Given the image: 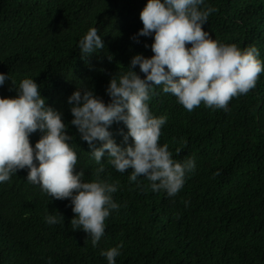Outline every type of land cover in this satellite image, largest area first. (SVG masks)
Masks as SVG:
<instances>
[{"label":"trees","instance_id":"16d2710c","mask_svg":"<svg viewBox=\"0 0 264 264\" xmlns=\"http://www.w3.org/2000/svg\"><path fill=\"white\" fill-rule=\"evenodd\" d=\"M146 3L0 0V73L16 88L25 78L35 80L46 105L62 113L74 137L69 143L78 157L75 171H84L85 182L94 179L98 165L70 123L68 97L88 87L108 103L110 78L127 72L134 55H153L152 37L131 39L143 27L139 14ZM204 4L216 9L203 25L213 39L241 50L255 46L264 62V0ZM92 27L105 47L82 59L78 44ZM134 71L144 77L138 66ZM11 79L0 86V97L17 95ZM148 104L154 116L167 117L161 146L168 144L174 160H195L178 194L153 192L143 177L129 182L132 169L117 172L106 152L101 179L119 181L112 195L120 208L106 218L105 234L94 248L83 230L71 229L70 200L50 198L27 182L26 169L19 170L0 183V264H107L101 250L121 243L116 264H264V72L247 94L232 98L227 112L203 103L189 112L162 86L154 87ZM121 129L127 132L114 122L109 131L123 147ZM40 136L30 135L33 147ZM49 214H62L64 221L49 225L44 219Z\"/></svg>","mask_w":264,"mask_h":264},{"label":"clouds","instance_id":"9594fccd","mask_svg":"<svg viewBox=\"0 0 264 264\" xmlns=\"http://www.w3.org/2000/svg\"><path fill=\"white\" fill-rule=\"evenodd\" d=\"M214 11L204 0H147L139 14L143 27L131 39L139 43V37H152L153 55H134L127 72L110 78L108 103L88 87H80L68 97L73 117L70 123L87 142L98 165L90 182L82 179L83 170L75 171L78 157L69 143L74 137L67 134L62 113L46 105L40 85L25 78L16 88L9 75L0 73V86L11 79L17 93L15 97H0V183L26 169L27 182L38 185L52 199L70 200L74 213L71 229L83 230L94 248L105 234L106 218L120 208L112 195L119 181L101 179L106 152L108 164L117 172L132 169L129 182L143 177L153 192L163 190L168 197L176 196L186 174L195 171V160H174L168 144L159 143L167 117L151 113L148 101L154 87L162 86L164 93L172 94L189 112L201 103L227 112L232 98L247 94L264 72L255 46L241 50L236 44L218 42L203 29ZM78 47L84 59L105 45L98 29L92 27ZM137 66L143 78L134 71ZM114 122H122L127 129L126 133L123 129L119 132L123 147L109 131ZM37 131L41 136L33 147L29 137ZM176 152L179 154L180 149ZM44 219L49 225L64 221L62 214H49ZM122 247L121 243L101 250L100 255L107 264H116Z\"/></svg>","mask_w":264,"mask_h":264}]
</instances>
